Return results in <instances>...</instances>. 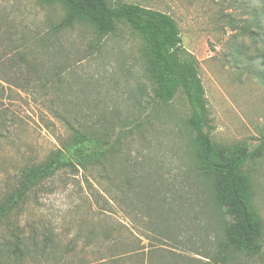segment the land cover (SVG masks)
Listing matches in <instances>:
<instances>
[{"label":"rangeland","instance_id":"rangeland-1","mask_svg":"<svg viewBox=\"0 0 264 264\" xmlns=\"http://www.w3.org/2000/svg\"><path fill=\"white\" fill-rule=\"evenodd\" d=\"M106 1L163 12L178 23L182 48L198 61L213 143L227 158L245 151L252 154L241 177L251 184L250 202L263 252L242 264H264V0ZM65 14L58 3L0 0V47L20 46L32 63L30 85L19 89L5 84L0 95V114L16 122L1 131L0 202L11 196L26 164L47 159L73 130L108 133L111 143L121 138L123 157L112 168L79 170L74 178L58 177L31 193L24 205L1 219L0 252L10 249L19 235L33 252L26 264H54L48 256L41 257L35 245L45 246V237L53 235L48 254L58 261L71 240L79 233L86 237L101 219L126 225L130 233L125 242L146 247L150 242L144 234L149 231L135 204L113 200L120 195L127 168L140 185L157 188L167 207L184 218L216 222L211 190L202 182L193 155L190 105L182 91L168 104L159 101L145 39L120 24L102 38L86 24L56 32ZM89 177L100 197L95 206L88 198ZM103 209L110 213L103 215ZM161 248L169 247L161 243ZM97 257L85 262L100 264ZM191 257L208 262L194 253ZM82 260L81 253L72 262Z\"/></svg>","mask_w":264,"mask_h":264},{"label":"trees","instance_id":"trees-1","mask_svg":"<svg viewBox=\"0 0 264 264\" xmlns=\"http://www.w3.org/2000/svg\"><path fill=\"white\" fill-rule=\"evenodd\" d=\"M44 2L50 6L61 4L66 11L61 23L55 28L56 32L86 24L102 38L113 34L116 25L120 24L130 27L145 39L149 72L157 81L159 101L168 104L182 91L190 105L193 155L202 182L208 183L211 190L216 222L210 218H206L204 223L184 218L176 209L167 207V201L161 199L160 192L155 191L157 188L153 190L152 186L140 185L135 175H129L130 168H127L120 179V195L118 193L113 200L126 206L135 204L137 215L146 220L144 224L149 233L144 235L150 243L146 247L126 243L124 237L130 233L126 225H115L101 219L95 224L91 221L93 226L86 237L79 233L71 240L63 249L62 259L58 261L48 254L50 247H54L55 237L46 236L45 246L35 245V249L41 252L40 256H48L47 259L54 264H74L72 259L81 253L84 254V263L80 264H89L85 260L92 256H98L96 261L100 264H161V261L204 264L191 257V253L207 259V264L238 261L242 264L245 260L260 256L263 246L259 243L257 223L250 202L251 184L241 177L252 154L245 151L234 158H227L213 143L198 61L182 48L181 31L176 20L169 14L122 2L114 5L106 0ZM31 66L29 54L20 46L0 47V95L5 91V84L19 89L29 86ZM6 116L0 114V137L2 130H10L11 125L16 123L14 117L8 120ZM110 141L108 133L99 135L95 131L73 130L72 135L63 140L61 147L47 159L26 164L18 174L11 196L0 202V222L9 212L21 207L20 204L24 205L31 193L42 190L48 182L58 177L74 178L79 170L94 173L102 167H114L123 157L124 149L121 138L112 143ZM90 179H85L90 189L88 198L93 200L92 206H95L99 204L100 197ZM103 211V215L110 213L106 209ZM14 237H17L15 244L4 250V253L0 252V264H10L9 261L26 264V258L31 260L32 249L22 242V237ZM161 243L169 248H161ZM11 249L12 253L9 252Z\"/></svg>","mask_w":264,"mask_h":264}]
</instances>
